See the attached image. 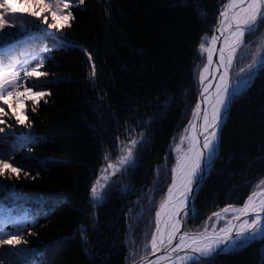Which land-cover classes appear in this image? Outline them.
<instances>
[{
	"label": "trees",
	"instance_id": "obj_1",
	"mask_svg": "<svg viewBox=\"0 0 264 264\" xmlns=\"http://www.w3.org/2000/svg\"><path fill=\"white\" fill-rule=\"evenodd\" d=\"M226 3L85 0L71 9V27L60 30L22 17L37 35L30 43L21 40V46L28 52L47 49L42 70L48 76L41 79L51 95L37 105L25 102V124L31 127L17 124L0 103L8 112L3 117L7 125L0 127L12 133L9 143L19 138L12 160L38 162L27 176L7 170L0 176V235L18 232L22 241L16 248L0 249L11 248L4 257L9 264H134L145 255L150 240L145 234L154 229L155 211L171 183L176 153L169 155L170 150L180 143L199 96L198 74L206 53L201 56L198 45L205 34L210 39ZM53 22L49 16L48 23ZM262 35L264 22L245 36L231 70L233 83L239 69L251 63ZM86 53L97 69L94 80ZM128 128L136 129L133 138L145 132L148 142L135 167L112 177L103 201L92 207L90 189L105 166L102 157L111 153L112 162L118 158L117 145L130 143ZM187 146L186 140L182 149ZM262 180L264 70L230 104L215 162L194 196L195 216L187 218L184 231L202 232L206 222L208 230L215 225L218 231L225 220L217 221L212 213L243 205L254 190H264L258 187ZM208 264H264V240L217 255Z\"/></svg>",
	"mask_w": 264,
	"mask_h": 264
},
{
	"label": "snow or ice",
	"instance_id": "obj_2",
	"mask_svg": "<svg viewBox=\"0 0 264 264\" xmlns=\"http://www.w3.org/2000/svg\"><path fill=\"white\" fill-rule=\"evenodd\" d=\"M84 3L85 0H78V4L75 0H12V3L9 0H0V103L8 106L17 124L31 127L30 124H25L28 116L23 106L27 100L37 105L40 100L51 95L50 91L45 90L46 80L41 79L48 76V72L42 70L48 59L47 49L41 47L39 51L33 49L28 52L21 46V40L30 43L37 35L25 25L22 17L25 15L34 17L46 23L48 29L60 30L63 27H71L70 21L74 19L71 9ZM13 4L16 6L13 7ZM49 16L52 17L53 23H48ZM261 22H264V0H228L220 12L217 27L212 29L210 39L207 34L201 37L197 51L201 56L207 53V62L198 74L201 90L192 111V119L185 126L180 143L175 149L170 150L169 155L172 152L176 153L175 163L170 170L171 183L155 211L154 229L145 234L150 235V240L144 245L145 255L140 257L143 264L161 262L167 264L168 261H171V264H208L216 255L230 254L257 239L264 240V196L257 198L255 190L249 194L243 205H226L212 213V217L217 221L225 220L224 226L220 227L218 232L213 225V230L209 234L208 222L205 223L202 232L182 231L185 219L195 216L194 192L200 187L215 162L219 133L230 104L251 87L257 71L264 70L262 35L257 41L260 46L251 53V63L241 67L235 82L231 81V70L235 66L240 49L244 46L245 36L255 32ZM216 32H219L220 36H217ZM221 38L222 43L217 48V42ZM86 54L92 67L89 75L94 80L97 69L91 54ZM33 63L35 66H32ZM206 73L214 79L218 77L215 85L206 84ZM29 79L33 81L31 84L28 83ZM213 88L214 91H210ZM32 111L35 112L36 108L33 107ZM7 115L5 108L0 107V125H7V121L3 119ZM152 119L154 118L145 123L150 124ZM125 133L128 134L130 143L121 142L117 145L115 151L119 152L118 158L112 162L111 153L102 157L105 166L100 169V175L90 189L92 207L98 206L104 199L98 187H107L112 177L135 167L138 152L142 151L148 142L145 139V132H140L138 138H133L136 133L134 128L125 129ZM0 134H3L0 135V176L5 174V170L17 176L23 171L27 176L33 168L38 167V162L34 158L22 157L19 161L12 160L19 138L9 143L8 137L12 133H5L4 127H0ZM25 139L30 140V135ZM186 140L188 146L185 150L182 149V145ZM259 186H264V180ZM212 217H209V221ZM80 231L85 230L82 228ZM21 243L18 232L7 234L6 237L0 235V249L5 245L16 248ZM11 248L0 252V264H9L4 257L9 254ZM149 248L152 255L158 252L162 254L149 261L147 259ZM130 256H135V253H130Z\"/></svg>",
	"mask_w": 264,
	"mask_h": 264
},
{
	"label": "bare ground",
	"instance_id": "obj_3",
	"mask_svg": "<svg viewBox=\"0 0 264 264\" xmlns=\"http://www.w3.org/2000/svg\"><path fill=\"white\" fill-rule=\"evenodd\" d=\"M227 3H228V1H227ZM226 3V4H227ZM223 10V9H222ZM220 18V17H219ZM217 27V26H216ZM217 36H220V33L219 32H216L215 33ZM220 43H222V38H221V40H219L218 42H217V48L219 47V45H220ZM214 61H216V55H214ZM213 68L215 67V63L213 64V66H212ZM211 70V69H210ZM206 75V77H207V79H206V84H211V85H215V83L218 81V77L216 78V79H214L212 76H210L208 73H206L205 74ZM210 91H214V88L213 89H211ZM193 135L195 134V133H192ZM219 136H220V133H219ZM198 190V189H197ZM196 190V191H197ZM195 191V192H196ZM195 192H194V195H195ZM209 234H211V233H209ZM233 235H235V232H233L232 233ZM162 253H160V252H158V253H156L155 255H152L150 258H148V260L149 261H152V260H155L156 259V257L157 256H159V255H161ZM181 255H183L184 253H180ZM137 262V261H136ZM138 264H143V262L142 261H140ZM161 264H165V262H161ZM167 264H171V261H168L167 262Z\"/></svg>",
	"mask_w": 264,
	"mask_h": 264
},
{
	"label": "rangeland",
	"instance_id": "obj_4",
	"mask_svg": "<svg viewBox=\"0 0 264 264\" xmlns=\"http://www.w3.org/2000/svg\"><path fill=\"white\" fill-rule=\"evenodd\" d=\"M228 1V0H227ZM226 5V4H225ZM225 7V6H224ZM224 9V8H223ZM219 17H220V15H219ZM206 62H207V53H206ZM200 90H201V86L199 87V93H200ZM229 110V109H228ZM227 115V114H226ZM217 152H218V150H217ZM110 171V170H109ZM210 171V170H209ZM208 171V172H209ZM208 175V174H207ZM97 180V179H96ZM95 180V181H96ZM204 181V180H203ZM202 181V182H203ZM101 183L103 184L104 183V181H101ZM105 188H100V187H98V191L102 194V192H103V190H104ZM257 194V198H260L261 196H264V190L263 191H260V192H258V193H256ZM195 196V195H194ZM187 220V218L185 219V221ZM184 226H185V223L183 224V226H182V231H184ZM219 231V230H218ZM217 231V232H218ZM208 232L209 233H211L212 232V230H208ZM151 254V249H150V252H149V254L148 255H150ZM147 255V256H148ZM140 260V259H139Z\"/></svg>",
	"mask_w": 264,
	"mask_h": 264
},
{
	"label": "water",
	"instance_id": "obj_5",
	"mask_svg": "<svg viewBox=\"0 0 264 264\" xmlns=\"http://www.w3.org/2000/svg\"><path fill=\"white\" fill-rule=\"evenodd\" d=\"M230 107V106H229ZM229 109V108H228ZM227 112H228V110H227ZM227 112H226V114H227ZM225 119H226V115H225ZM225 119H224V121H225ZM224 123V122H223ZM223 125V124H222ZM197 192V191H196ZM196 192H195V194H196ZM257 240H260V239H257ZM220 255V254H219ZM152 256V254H150V255H148L147 256V259L148 258H150ZM217 256V255H216ZM140 261H142L141 259L140 260H138L137 262H135L134 264H138Z\"/></svg>",
	"mask_w": 264,
	"mask_h": 264
}]
</instances>
